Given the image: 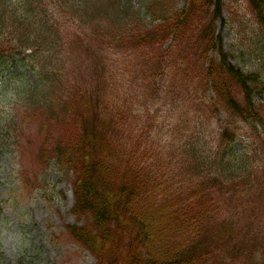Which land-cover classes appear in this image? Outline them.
Wrapping results in <instances>:
<instances>
[{"label":"trees","instance_id":"1","mask_svg":"<svg viewBox=\"0 0 264 264\" xmlns=\"http://www.w3.org/2000/svg\"><path fill=\"white\" fill-rule=\"evenodd\" d=\"M183 1L0 0V92L46 127L37 163L72 174L66 229L96 264H264L241 201L264 195V0H243L250 26L230 0ZM218 20L251 36L254 69L230 62ZM139 95H167L186 136L157 109L140 123ZM12 130L2 115L0 151Z\"/></svg>","mask_w":264,"mask_h":264},{"label":"rangeland","instance_id":"2","mask_svg":"<svg viewBox=\"0 0 264 264\" xmlns=\"http://www.w3.org/2000/svg\"><path fill=\"white\" fill-rule=\"evenodd\" d=\"M230 1L228 3L233 8L234 15H241L248 20L247 25L250 26V15L243 0ZM183 3V0H178L179 6ZM54 12L55 7L48 5L47 17L50 18ZM223 14L225 15V11ZM237 31L238 27L231 22L216 23V33L220 36L223 49L230 54V61L244 71L254 69L255 64L250 54L252 49L249 46L251 36H241ZM246 31L249 32L248 29ZM4 79L0 73V81ZM170 102L167 95L159 103L153 104L145 95H139L137 106L142 110L140 123L148 124L156 109L159 110L157 115L160 123L174 122L177 110L172 111ZM166 105L174 115L172 120V113H165ZM22 106H25L24 103L16 102L15 99L11 103L6 102V94L0 92V119L2 115H6V120L10 119L15 128L12 130L13 138L6 139V146L0 151V264H96L93 253L76 243L66 229V225L78 222L72 211L73 176L69 172L58 170L52 163L47 168L37 163V153L43 146L46 127L39 116L31 110H24ZM221 117L219 113L216 119ZM175 123L177 127L174 133L165 129L164 134L173 140L185 137V122L179 120L173 124ZM213 127L215 118L206 128L208 139L212 138ZM50 129L55 136L58 135L57 129L52 126ZM246 139L238 137L235 142L237 152L245 150ZM261 171L264 182V160ZM241 201L248 208H254L253 211L248 209L245 215V219L250 216L251 226L250 231L245 233L249 238L253 236L251 233H255L261 243L264 195L260 198H241ZM251 245L252 243L250 247Z\"/></svg>","mask_w":264,"mask_h":264}]
</instances>
